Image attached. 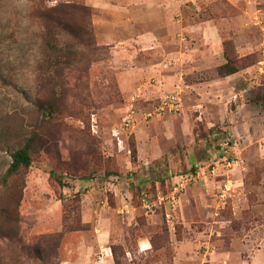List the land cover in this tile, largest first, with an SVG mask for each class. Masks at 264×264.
Wrapping results in <instances>:
<instances>
[{"label":"rangeland","instance_id":"rangeland-1","mask_svg":"<svg viewBox=\"0 0 264 264\" xmlns=\"http://www.w3.org/2000/svg\"><path fill=\"white\" fill-rule=\"evenodd\" d=\"M42 4L88 13L62 78ZM0 264H264V0H0Z\"/></svg>","mask_w":264,"mask_h":264},{"label":"trees","instance_id":"trees-1","mask_svg":"<svg viewBox=\"0 0 264 264\" xmlns=\"http://www.w3.org/2000/svg\"><path fill=\"white\" fill-rule=\"evenodd\" d=\"M38 20L41 23V29L44 30V53L43 58L47 63L49 70L57 76L62 78L66 71H75L76 60L78 56L77 44L74 42H81V45L86 49L91 47L90 34L88 25L82 23L77 26L74 22V17L79 16L84 19L87 12L80 10L76 5L56 6L54 8H46L42 4L38 8ZM79 14V15H77ZM78 33H84L87 42L79 39ZM65 34L73 38L74 42H66L61 40V36ZM226 63L218 67V74L220 77L233 76L241 71L234 60L231 59L229 48L224 52ZM55 109V107H54ZM46 115L53 116V112L48 110ZM11 164L3 175L2 184L5 188H9L11 181L17 177L21 170L29 169L32 166V150L30 145H26L11 154ZM60 184L62 180L58 175L52 174Z\"/></svg>","mask_w":264,"mask_h":264},{"label":"built area","instance_id":"built-area-1","mask_svg":"<svg viewBox=\"0 0 264 264\" xmlns=\"http://www.w3.org/2000/svg\"><path fill=\"white\" fill-rule=\"evenodd\" d=\"M182 105V97L180 93L174 92L170 95H166L160 102L159 109L161 112H173L178 111ZM179 187L176 188V191L179 193ZM182 189H180L181 191Z\"/></svg>","mask_w":264,"mask_h":264},{"label":"crops","instance_id":"crops-1","mask_svg":"<svg viewBox=\"0 0 264 264\" xmlns=\"http://www.w3.org/2000/svg\"><path fill=\"white\" fill-rule=\"evenodd\" d=\"M214 30H215V29H210V30H208V32H207V33L209 34V36L211 37V39L208 38L207 42H208L209 44H211L210 46H208V48L210 49V51H211L212 54L215 53L216 46H217V45L214 46L213 44L217 43V40L219 41L218 34H217L216 31L214 32ZM215 61H217V62H216V67H215V68L221 66V65L224 63L223 60L218 61V60L216 59ZM232 78H233V76H232V77L224 78L223 80H230V79H232ZM142 245L146 246V249L149 247V246L147 247V245H146L145 242H144V244H142Z\"/></svg>","mask_w":264,"mask_h":264}]
</instances>
